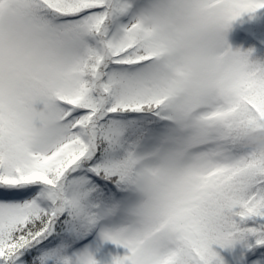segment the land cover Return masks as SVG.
<instances>
[{"label": "snow or ice", "instance_id": "snow-or-ice-1", "mask_svg": "<svg viewBox=\"0 0 264 264\" xmlns=\"http://www.w3.org/2000/svg\"><path fill=\"white\" fill-rule=\"evenodd\" d=\"M261 9L0 0V264H264V63L226 39Z\"/></svg>", "mask_w": 264, "mask_h": 264}, {"label": "trees", "instance_id": "trees-1", "mask_svg": "<svg viewBox=\"0 0 264 264\" xmlns=\"http://www.w3.org/2000/svg\"><path fill=\"white\" fill-rule=\"evenodd\" d=\"M243 19L238 22H232L231 27L228 29L226 37H233L235 43L232 45V50L248 52L251 50L252 61L264 63V13L258 10L256 13L244 14ZM228 35V36H227ZM231 257H234L241 263V253L244 251L240 246L236 247ZM227 251L222 255L227 259ZM116 254L111 251L104 260V264H111L112 257Z\"/></svg>", "mask_w": 264, "mask_h": 264}, {"label": "rangeland", "instance_id": "rangeland-1", "mask_svg": "<svg viewBox=\"0 0 264 264\" xmlns=\"http://www.w3.org/2000/svg\"><path fill=\"white\" fill-rule=\"evenodd\" d=\"M264 13V9H261ZM243 19V17H239L237 20H235L234 22H238L241 21ZM228 36V35H227ZM228 45L230 47H232V45L235 43V40L233 39V37H226ZM93 252L95 254V258L99 261V264H104V260L105 257L111 252L113 251L116 255H125L126 254V249H124L123 247H118L114 244H112L111 242H105V243H101V242H97L94 246H93ZM237 249H234L233 251H227V264H244L241 263L240 261H238L237 259H235L234 257H231L233 252L236 251Z\"/></svg>", "mask_w": 264, "mask_h": 264}, {"label": "clouds", "instance_id": "clouds-1", "mask_svg": "<svg viewBox=\"0 0 264 264\" xmlns=\"http://www.w3.org/2000/svg\"><path fill=\"white\" fill-rule=\"evenodd\" d=\"M209 11H210V12H216L217 9H215V8H210ZM256 146H257V147H264V140L257 141V142H256Z\"/></svg>", "mask_w": 264, "mask_h": 264}]
</instances>
